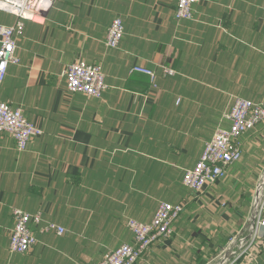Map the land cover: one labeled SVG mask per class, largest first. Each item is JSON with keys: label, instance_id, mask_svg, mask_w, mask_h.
Instances as JSON below:
<instances>
[{"label": "crops", "instance_id": "0c3cea01", "mask_svg": "<svg viewBox=\"0 0 264 264\" xmlns=\"http://www.w3.org/2000/svg\"><path fill=\"white\" fill-rule=\"evenodd\" d=\"M176 1L57 0L43 23L24 22L0 102L43 134L22 152L0 134V264H97L133 243L127 221L151 222L160 202L184 208L173 234L135 264H219L231 248L264 178V121L239 138L241 157L224 179L191 193L182 176L216 129L229 127L235 98L264 97V0H198L189 21L174 18ZM115 18L125 32L110 49ZM79 60L101 66V99L68 93L64 73ZM136 65L155 73L154 84L129 73ZM13 209L65 233L31 226L37 243L12 253ZM227 264H264V235Z\"/></svg>", "mask_w": 264, "mask_h": 264}, {"label": "built area", "instance_id": "2783aa9c", "mask_svg": "<svg viewBox=\"0 0 264 264\" xmlns=\"http://www.w3.org/2000/svg\"><path fill=\"white\" fill-rule=\"evenodd\" d=\"M57 0H0V17L3 13L16 18V22L7 26L0 23V85L4 82L10 65H18L16 57V39L23 32L24 22L43 23L53 4ZM198 0H177L174 18L188 20L193 17L192 6ZM105 44L110 49H118L124 36L125 27L122 19L115 18L108 26ZM163 76H173L174 69L162 66ZM130 74L149 77L154 84L155 73L142 65L133 66ZM66 89L70 94H81L86 97L101 99L106 90V78L101 66L74 61L64 73ZM228 128H218L208 142L192 169L183 173L182 184L191 193H200L207 185L225 178L227 168L238 162L241 147L238 143L243 133L253 130L264 121V97L254 103L245 98H235L229 112L225 115ZM0 134L9 135L19 152L25 151L33 138H38L43 131L29 122L22 110L13 108L8 103L0 102ZM256 195L251 213L246 219L244 228L230 238L228 249L219 264H227L229 258L236 254L245 255L250 252L254 242L264 235V178L256 188ZM183 205L160 202L155 215L149 223L128 220L126 227L132 233L133 243L123 244L106 253L97 264H135L150 246L162 238L173 234L172 225L181 215ZM14 221L10 231L9 251L25 254L37 243L31 226L38 228L40 233L62 235L64 228L50 222H43L39 214H29L18 209L12 210Z\"/></svg>", "mask_w": 264, "mask_h": 264}]
</instances>
